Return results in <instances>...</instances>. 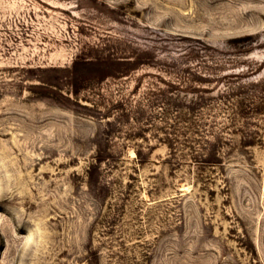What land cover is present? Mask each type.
I'll use <instances>...</instances> for the list:
<instances>
[{"label":"rangeland","instance_id":"374dc122","mask_svg":"<svg viewBox=\"0 0 264 264\" xmlns=\"http://www.w3.org/2000/svg\"><path fill=\"white\" fill-rule=\"evenodd\" d=\"M0 264H264V0H0Z\"/></svg>","mask_w":264,"mask_h":264}]
</instances>
